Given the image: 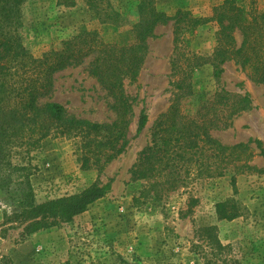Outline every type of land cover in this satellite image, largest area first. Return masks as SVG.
<instances>
[{
    "label": "rangeland",
    "instance_id": "374dc122",
    "mask_svg": "<svg viewBox=\"0 0 264 264\" xmlns=\"http://www.w3.org/2000/svg\"><path fill=\"white\" fill-rule=\"evenodd\" d=\"M224 0H154L157 10L174 15L178 9L195 16L210 17ZM109 7L90 9L85 0L64 6L57 0H26L22 8L21 33L27 51L40 56L58 48L63 40L82 30L94 33L104 43L134 42L133 26L141 21L139 0H108ZM247 11L264 13V0H240ZM107 10L108 15L103 10ZM112 9V10H111ZM102 10V11H101ZM217 24L197 26L185 35L187 46L208 55L215 45ZM156 37L147 39V53L135 82L125 80L126 93L134 98L129 126V144L123 154L100 173L82 170L77 139L51 137L38 148L8 145L0 155V264H264V173L235 174L229 170L214 179H195L184 188L162 198L149 192L146 179L133 180L130 169L136 155L149 141L159 114L173 99L177 76H172L173 35L171 23L158 25ZM237 42L241 36L235 34ZM72 64L54 74L49 101L64 106L67 113L96 122H110L113 99L97 78L89 73V62ZM183 60V59H182ZM186 69L187 63H180ZM193 95L183 107L193 112L197 102L214 91L248 93L250 107L226 128L211 134L223 144L258 140L249 145L250 165L264 168V87L235 59L223 65L218 79L212 65L192 72ZM147 120L138 130L141 111ZM242 156H246L243 153ZM97 181L106 187L103 197L70 221L28 233L26 221L17 214L25 183L35 203L77 194ZM234 203L238 216L221 219L219 202Z\"/></svg>",
    "mask_w": 264,
    "mask_h": 264
},
{
    "label": "trees",
    "instance_id": "16d2710c",
    "mask_svg": "<svg viewBox=\"0 0 264 264\" xmlns=\"http://www.w3.org/2000/svg\"><path fill=\"white\" fill-rule=\"evenodd\" d=\"M26 0H0V155L8 145H27L33 149L51 137L77 139V154L82 170L95 168L99 173L125 152L129 144V126L133 117L134 98L124 87L125 80L135 82L145 55L147 39L156 37L155 28L171 23L173 53L172 76H177L175 95L168 109L155 119L147 144L138 151L130 169L133 180L146 179L149 192L162 198L186 187L191 180L214 179L232 171L230 182L235 185V174L245 171L264 173V168L250 165L249 145L258 140L223 144L213 137V129L226 128L231 120L251 105L248 93H232L225 89L214 91L200 99L193 112H187L182 100L193 95L192 72L203 64L213 67L218 79L226 61L235 59L250 77L264 87V13L247 11L240 0H224L213 8L210 17L195 16L178 9L167 15L154 6V0H139L137 12L141 21L133 26L134 42L121 45L104 43L93 32L82 30L36 57L31 55L21 33L22 8ZM88 7L98 12L100 5L109 7L108 0H85ZM73 6L75 0H57ZM112 10V9H111ZM102 11V10H101ZM108 15L107 10H103ZM213 21L217 24L215 45L208 55L191 50L185 35L197 26ZM241 36L237 42L235 34ZM89 73L94 75L113 99L110 108L114 119L96 122L67 113L63 105L47 98L54 86V74L69 65L80 64L87 58ZM183 59V60H182ZM187 63L186 69L180 63ZM147 120L142 110L137 129ZM264 152V148H261ZM246 153V156H242ZM21 207L17 214L26 221L28 233L44 230L70 221L104 196L106 187L97 181L83 191L35 203L30 184L22 188ZM221 219L238 216L234 203L217 204Z\"/></svg>",
    "mask_w": 264,
    "mask_h": 264
}]
</instances>
